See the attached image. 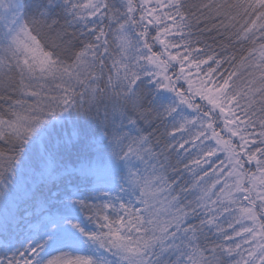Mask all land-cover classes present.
I'll use <instances>...</instances> for the list:
<instances>
[{"label": "snow or ice", "instance_id": "obj_1", "mask_svg": "<svg viewBox=\"0 0 264 264\" xmlns=\"http://www.w3.org/2000/svg\"><path fill=\"white\" fill-rule=\"evenodd\" d=\"M0 264H264V0H0Z\"/></svg>", "mask_w": 264, "mask_h": 264}, {"label": "trees", "instance_id": "obj_2", "mask_svg": "<svg viewBox=\"0 0 264 264\" xmlns=\"http://www.w3.org/2000/svg\"><path fill=\"white\" fill-rule=\"evenodd\" d=\"M218 155H220V159H221V160H223V159H224V156H223V154H219V153H218ZM216 163H217V164H219V161H216Z\"/></svg>", "mask_w": 264, "mask_h": 264}]
</instances>
